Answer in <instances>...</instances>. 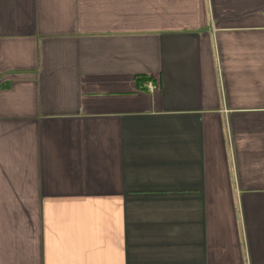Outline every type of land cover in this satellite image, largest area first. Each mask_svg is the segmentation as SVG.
Listing matches in <instances>:
<instances>
[{
  "label": "crops",
  "instance_id": "1",
  "mask_svg": "<svg viewBox=\"0 0 264 264\" xmlns=\"http://www.w3.org/2000/svg\"><path fill=\"white\" fill-rule=\"evenodd\" d=\"M0 264H264V0H0Z\"/></svg>",
  "mask_w": 264,
  "mask_h": 264
},
{
  "label": "built area",
  "instance_id": "2",
  "mask_svg": "<svg viewBox=\"0 0 264 264\" xmlns=\"http://www.w3.org/2000/svg\"><path fill=\"white\" fill-rule=\"evenodd\" d=\"M147 88H148V90H149L150 92L153 91V88L151 87V85H148Z\"/></svg>",
  "mask_w": 264,
  "mask_h": 264
}]
</instances>
